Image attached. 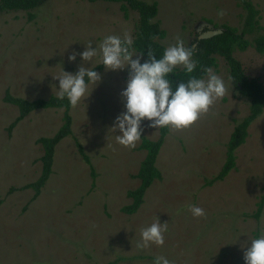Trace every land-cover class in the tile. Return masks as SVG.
<instances>
[{"label": "rangeland", "instance_id": "1", "mask_svg": "<svg viewBox=\"0 0 264 264\" xmlns=\"http://www.w3.org/2000/svg\"><path fill=\"white\" fill-rule=\"evenodd\" d=\"M146 1L159 4L156 20L167 31L161 40L166 47L177 36L189 48L206 30L224 24L240 28L245 14L241 0ZM252 1L264 26V0ZM222 9L226 14L220 16ZM31 12L32 18L26 10L0 14V264H153L158 255L172 264H245L241 245L264 228V208L259 219L255 216L264 197V111L236 149L235 168L207 185L227 160L235 127L251 113L222 56L212 69L226 94L190 127L169 128L157 158L163 179L150 186L136 213L122 208L133 202L128 192L140 185L136 174L146 151L140 149L142 137L135 148L119 145L120 132L112 129L126 110L121 92L130 66H104L97 70L102 77L97 85L86 82L89 96L71 107L72 133L57 145L53 172L34 199L35 189L26 186L43 169L38 139L62 127L66 109L34 110L10 130L19 108L5 101L6 92L28 100L56 95L54 76L75 74L83 63L92 69L102 63L99 51L91 62L80 55L69 60L73 52L82 53L89 41L95 48L108 35L128 33L134 39L139 15L130 10L125 16L121 3L101 0H42ZM235 55L249 77L264 81V56L253 44ZM150 123L142 122V136L156 140L161 127ZM192 205L206 215L194 216ZM156 221L167 223L164 245L138 249L140 229Z\"/></svg>", "mask_w": 264, "mask_h": 264}, {"label": "trees", "instance_id": "2", "mask_svg": "<svg viewBox=\"0 0 264 264\" xmlns=\"http://www.w3.org/2000/svg\"><path fill=\"white\" fill-rule=\"evenodd\" d=\"M92 2L100 0H90ZM121 3V8L125 16L129 15L130 10L138 13L139 19L137 29L131 48L139 54H143L141 63L148 59V51L151 49L156 57L162 58L164 50L167 48L161 40L167 36V31L162 28L160 22L156 20L159 14V4L157 1L148 2L146 0H101ZM42 0H0V14L5 11L26 10L30 11V17H34L31 12L40 5ZM245 10L242 26L240 28L224 24L215 29H220L221 33L210 38L200 39L197 35L190 44L193 50V59L197 62L196 68L192 73H187L184 67H176L172 73L167 76L173 89L181 82H187L191 77L204 78L206 73L203 71L206 67H218L217 56H222L228 66L230 78L238 88L241 96L248 101L251 113L237 124L231 134L228 143L227 160L217 176L207 182L212 185L216 181L223 180L236 165V149L241 146L249 135L248 128L250 124L264 111V81L257 77H249L244 70L242 62L236 57V50L245 51L253 44L257 51L264 56V26L260 22V11L252 0H241ZM104 67L101 63L93 68L100 70ZM88 82V78H85ZM5 101L15 104L19 108V115L9 126L10 130L23 120L30 112L37 109L65 108V121L62 127L50 137H41L38 141L44 148V154L40 158L43 163V169L39 178L26 186L35 189L34 199L41 193L47 180L53 172L54 157L57 145L68 135L72 133L73 119L69 111L71 104L67 97L63 100L58 99L57 95H52L48 99L39 98L28 100L22 97H15L9 91L6 92ZM169 132V127H161L160 137L156 140L146 136H141L142 142L140 149L146 151L145 158L142 160L136 177L140 179V185L134 190H130L128 195L133 198V202L126 205L122 210L128 214L136 213L144 203V197L147 190L155 180H162L163 174L157 166V158L161 147ZM78 149L83 158L92 163L84 146L78 142ZM93 169V165H90ZM94 174V169L92 170ZM264 208V197L259 202L258 211L255 216L259 219Z\"/></svg>", "mask_w": 264, "mask_h": 264}, {"label": "clouds", "instance_id": "3", "mask_svg": "<svg viewBox=\"0 0 264 264\" xmlns=\"http://www.w3.org/2000/svg\"><path fill=\"white\" fill-rule=\"evenodd\" d=\"M222 9L218 15H225ZM175 44L168 46L162 58H157L151 49L148 51V59L141 63L143 54L133 55L130 47L133 39L130 34L125 33L123 37L108 35L101 43L93 48V43H86V50L82 53L73 52L69 60L75 61L77 55L84 62H91L97 55L102 56V64L106 70H122L130 66L127 87L121 92L125 101L123 111L116 117L112 129L119 130L116 142L125 148H135L136 143L142 136V122L147 119L150 127H169L182 130L190 127L201 116L206 115L210 108L222 98L227 88L223 79L217 75L211 67L203 71L206 77H191L187 82L181 81L173 89L167 76L177 66H183L187 73H192L197 62L193 59V50L185 47L180 36L175 37ZM137 56L136 59H133ZM97 85L102 77L99 72L84 63L79 66L75 74L63 71L54 76L59 79V91L57 98L69 100L75 108L86 96L88 84L85 78ZM190 211L196 217L206 215L205 211L195 205L190 206ZM167 231V223L163 225L160 221L153 222L150 226L140 229L141 240L137 242L138 249L148 248L151 244L164 245V233ZM241 247L244 250L245 264H264V228H261L258 238L250 236ZM153 264H172L166 257L158 255Z\"/></svg>", "mask_w": 264, "mask_h": 264}, {"label": "water", "instance_id": "4", "mask_svg": "<svg viewBox=\"0 0 264 264\" xmlns=\"http://www.w3.org/2000/svg\"><path fill=\"white\" fill-rule=\"evenodd\" d=\"M221 33V30L220 29H209V30H206L202 33H200L199 35V38L200 39H206V38H210L216 34H219Z\"/></svg>", "mask_w": 264, "mask_h": 264}]
</instances>
